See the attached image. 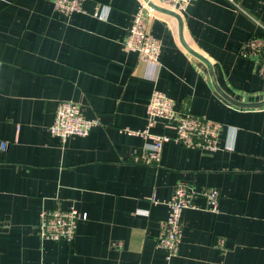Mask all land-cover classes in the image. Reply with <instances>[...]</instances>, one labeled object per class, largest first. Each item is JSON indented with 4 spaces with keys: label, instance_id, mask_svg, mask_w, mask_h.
<instances>
[{
    "label": "crops",
    "instance_id": "0c3cea01",
    "mask_svg": "<svg viewBox=\"0 0 264 264\" xmlns=\"http://www.w3.org/2000/svg\"><path fill=\"white\" fill-rule=\"evenodd\" d=\"M236 2L242 9L191 2L181 12L185 37L212 61L225 92L263 100V68L240 50L264 38V0ZM139 3L85 0L66 16L54 0H0V264H264V107L223 98L182 45L178 20L160 12L148 21L162 44L149 68L124 46ZM156 88L177 108L225 123L221 148L171 140L160 163L137 162L151 141L123 130L147 126ZM62 100L100 124L62 141L49 129ZM151 131L175 134L163 120ZM180 182L221 196L216 211L203 197L183 211V241L168 261L157 236ZM57 207L82 214L72 242L39 235L41 212Z\"/></svg>",
    "mask_w": 264,
    "mask_h": 264
},
{
    "label": "built area",
    "instance_id": "2783aa9c",
    "mask_svg": "<svg viewBox=\"0 0 264 264\" xmlns=\"http://www.w3.org/2000/svg\"><path fill=\"white\" fill-rule=\"evenodd\" d=\"M160 5L175 11H184L194 0H153ZM238 9H242L236 0H230ZM85 0H54L55 9L60 13L71 16L84 10ZM246 13V11L242 10ZM157 11L152 9L145 0H140L134 14L128 37L124 46L136 51L140 58L149 66L156 68L160 63L162 50L161 41L149 33L148 21ZM264 28V25H262ZM249 45H243L240 53L261 64L264 71V38L252 37ZM249 46V47H247ZM147 126L141 130L125 129L129 135L141 136L151 142L144 148L141 155L136 156L137 162L146 164L160 163L163 146L168 141H175L185 147L216 151L221 148L220 136L226 124L177 108L175 101L159 89H154L147 107ZM163 120L174 126L175 134H156L151 128ZM100 124L99 118H87L82 113L80 104L72 100H62L56 110L54 122L49 127L50 132L66 141L71 136H87L92 129ZM6 144H2V149ZM221 193L215 187L195 188L187 182H180L170 200H168V215L161 221L157 236V245L166 251V259L170 261L177 256L183 241L184 226L182 215L186 208H200L198 199L203 197L206 208L216 211L219 206ZM153 200L156 201V198ZM80 211L72 207H60L43 210L40 214L38 230L42 239L72 242L77 236ZM218 244L223 246L224 240Z\"/></svg>",
    "mask_w": 264,
    "mask_h": 264
},
{
    "label": "water",
    "instance_id": "95a60500",
    "mask_svg": "<svg viewBox=\"0 0 264 264\" xmlns=\"http://www.w3.org/2000/svg\"><path fill=\"white\" fill-rule=\"evenodd\" d=\"M148 5L154 9L157 12L172 16L174 18H176L178 20V24H179V39L182 43V45L185 47V49L192 54L194 57H196L197 59H199L202 63H204V65L207 67V70L209 72L210 78L212 80V83L216 89V91L223 97L225 98L227 101H229L230 103L239 106V107H243V108H260V107H264V99L263 100H259V101H253V102H248V101H241V100H237L236 98L232 97L230 94H228L227 92L224 91V89L221 87V85L218 82L217 76H216V72L214 69V65L212 63V61L206 57L204 54H202L201 52H199L198 50H196L195 48H193L189 42L187 41L186 37H185V33H184V19L182 16V13L175 11L171 8L165 7L163 5H160L158 3H156L153 0H145Z\"/></svg>",
    "mask_w": 264,
    "mask_h": 264
}]
</instances>
